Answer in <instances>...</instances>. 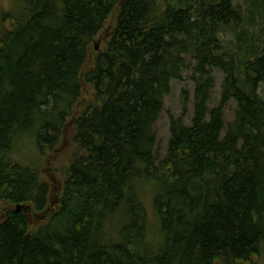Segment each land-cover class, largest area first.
<instances>
[{
  "label": "trees",
  "instance_id": "trees-1",
  "mask_svg": "<svg viewBox=\"0 0 264 264\" xmlns=\"http://www.w3.org/2000/svg\"><path fill=\"white\" fill-rule=\"evenodd\" d=\"M15 1L0 34V264L262 258L264 0ZM110 18L106 48L96 51ZM215 71L220 101L210 107ZM185 73L193 114L187 123L183 90L159 160L156 124ZM68 120L75 152L58 210L35 225L51 187L14 156L16 142L34 136L52 150Z\"/></svg>",
  "mask_w": 264,
  "mask_h": 264
},
{
  "label": "rangeland",
  "instance_id": "rangeland-1",
  "mask_svg": "<svg viewBox=\"0 0 264 264\" xmlns=\"http://www.w3.org/2000/svg\"><path fill=\"white\" fill-rule=\"evenodd\" d=\"M18 9V3L15 0H0V34L3 30L9 29L11 27V22L9 20V14L11 12H16ZM114 20L110 18L108 20L106 27L98 35L94 41V46L96 51H102L106 48V42L110 37L111 28L113 27ZM216 87L212 94V101L210 107L218 104L220 101L221 93V82L223 79V74L221 71H215ZM194 82L192 81L189 73H185L182 80H175L172 83L171 91L165 96V110L162 113L159 121L156 124V131L158 136V143L156 146L157 156L162 159L168 148V143L170 140V115H181L182 114V92L183 90H188L191 98L189 104L188 113L185 115L186 122L189 123L193 114V93H194ZM87 90V89H86ZM91 94L87 93L84 95V101H89L91 99ZM236 104L234 101L226 107V121L232 120L235 113ZM68 126L65 129L63 136L59 140V144L54 149L44 148L41 149L35 144V137H23L18 139L15 146L14 156L29 164L31 166L39 167L40 174L43 179H45L51 187V204L46 209V211L40 214H32L30 220L33 224H38L45 222L50 218L57 210L59 204L57 203L62 190V183L64 182V170L69 164L70 157L75 152V147L72 144L73 138V121H67ZM18 207V206H17ZM23 211L28 212L25 209ZM32 210V209H31ZM4 212L2 206L0 205V221L3 220ZM254 264H264V256L262 258L255 257Z\"/></svg>",
  "mask_w": 264,
  "mask_h": 264
},
{
  "label": "water",
  "instance_id": "water-1",
  "mask_svg": "<svg viewBox=\"0 0 264 264\" xmlns=\"http://www.w3.org/2000/svg\"><path fill=\"white\" fill-rule=\"evenodd\" d=\"M21 208V206L20 205H18V209H20Z\"/></svg>",
  "mask_w": 264,
  "mask_h": 264
},
{
  "label": "bare ground",
  "instance_id": "bare-ground-1",
  "mask_svg": "<svg viewBox=\"0 0 264 264\" xmlns=\"http://www.w3.org/2000/svg\"><path fill=\"white\" fill-rule=\"evenodd\" d=\"M239 76V75H238Z\"/></svg>",
  "mask_w": 264,
  "mask_h": 264
}]
</instances>
